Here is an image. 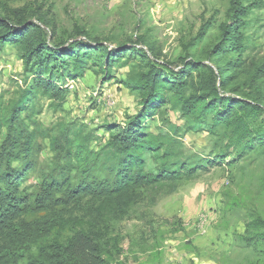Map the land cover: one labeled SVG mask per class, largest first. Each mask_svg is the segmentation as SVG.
<instances>
[{
	"label": "rangeland",
	"instance_id": "rangeland-1",
	"mask_svg": "<svg viewBox=\"0 0 264 264\" xmlns=\"http://www.w3.org/2000/svg\"><path fill=\"white\" fill-rule=\"evenodd\" d=\"M238 4L246 13L239 27L242 57L253 72L264 60V0ZM232 6L231 0H0V15L26 16L50 45L78 40L109 48L134 45L150 59L155 55L158 67L178 71L185 62L215 66L220 50L222 62L235 57L224 40L225 26L234 21ZM137 35L145 41L137 42ZM98 59L94 56L82 75L65 80L62 103L37 96L28 111H21V118L29 116L25 123L35 131L38 149L19 192L37 195L45 179L74 163L66 154L67 141L86 139L100 160L109 161L110 134L143 108L127 84L140 71L139 57L124 58L110 79ZM240 71L236 68L237 77L244 79ZM31 80L28 64L13 47L0 52V105L25 102L20 96ZM259 84L264 97V82ZM229 93L239 99L255 95L247 84ZM145 124L175 136L184 155L225 156L221 165L210 166L169 195L145 192L102 238L105 264H264V148L237 154L209 126L188 121L168 105L154 110ZM4 134L0 130V139ZM144 160L145 169L154 173L155 162L147 155ZM93 173L101 174L97 168ZM71 175L75 182L78 173Z\"/></svg>",
	"mask_w": 264,
	"mask_h": 264
},
{
	"label": "trees",
	"instance_id": "trees-1",
	"mask_svg": "<svg viewBox=\"0 0 264 264\" xmlns=\"http://www.w3.org/2000/svg\"><path fill=\"white\" fill-rule=\"evenodd\" d=\"M239 1L231 0L234 21L224 29L228 32L225 47L235 57L222 62L220 50L215 66L185 62L178 71L158 67L155 55L150 59L134 45L109 48L85 40L50 45L40 26L26 16L0 15V52L13 47L28 64L32 79L20 96L25 102L0 105V130H5L0 139V264L23 260L26 264H105L102 238L145 192L169 195L210 166L221 165L225 152L211 159L184 155L175 136L145 124L160 106L178 110L190 122L206 124L237 154L264 148V97L259 84L264 82V60L251 72L242 57L239 27L246 13ZM136 41L144 42L145 37L137 35ZM94 56L107 79L124 58L139 57L140 71L127 84L137 91L143 108L110 134L109 161L100 160L86 139L67 141L66 154L74 163L45 179L37 195L19 192L38 149L36 133L25 123L29 116L21 118V111H28L37 96L62 103L68 92L65 80L82 75ZM236 68L240 73L244 70V79H238ZM246 84L253 86L254 97L239 99L229 93ZM146 155L156 164L154 173L145 169ZM94 168L101 174L93 173ZM257 225H262L260 219Z\"/></svg>",
	"mask_w": 264,
	"mask_h": 264
}]
</instances>
